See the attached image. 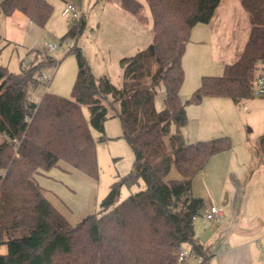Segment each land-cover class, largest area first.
<instances>
[{
    "label": "trees",
    "instance_id": "16d2710c",
    "mask_svg": "<svg viewBox=\"0 0 264 264\" xmlns=\"http://www.w3.org/2000/svg\"><path fill=\"white\" fill-rule=\"evenodd\" d=\"M117 1L122 10L145 20L139 2ZM145 1L152 40L119 60L118 86L106 77L94 78L77 45L84 15L73 19L62 37L73 42L68 51L77 60L71 98L45 92L37 103L30 100V91L40 86L38 75L57 64L52 56L31 50L27 56L32 60L22 61L18 73L0 65V248H6L0 264H182L178 255L185 246L206 264L208 251L193 225L205 204L192 196V181L212 156L232 144L228 137L186 144L179 129L187 123L185 104L206 97L236 104L252 98L256 65L264 60V0H240L251 27L238 60L222 76L202 77L185 103L179 90L191 30L209 23L220 0ZM0 12H19L42 28L53 7L46 0H1ZM160 83L165 108L157 111L155 87ZM114 118L133 154L131 168L111 184L93 214L72 226L47 200L34 175L63 162L97 180L96 145L106 140L104 124ZM170 122L177 129L171 135ZM172 167L181 178L166 181ZM140 181L142 190L119 201L122 187Z\"/></svg>",
    "mask_w": 264,
    "mask_h": 264
},
{
    "label": "crops",
    "instance_id": "0c3cea01",
    "mask_svg": "<svg viewBox=\"0 0 264 264\" xmlns=\"http://www.w3.org/2000/svg\"><path fill=\"white\" fill-rule=\"evenodd\" d=\"M46 1L51 4L48 0ZM97 8L101 12L103 25L107 26L109 21L113 20V26L109 31L102 28L101 32L98 30L92 34L97 53L100 52L103 59L111 50L114 55L113 59L119 62L121 58L130 57L151 43V13L150 15L143 14L145 20L141 22L135 16L122 10L118 3H102ZM18 13H13L10 18L17 16L15 19H18ZM248 21V14L242 8L240 0H220L209 23L198 24L192 28L189 42L182 57L184 81L179 90L181 101H183L182 99L187 101L200 87L202 77L208 75L212 77L222 76L224 68L238 60L249 35ZM17 22L25 25L22 19L17 20ZM109 36L112 37V41ZM100 39H103L102 47ZM36 51L42 54L48 53L44 47ZM205 53L208 59L203 58ZM30 57L27 59L28 61L32 58ZM187 64H189L188 70L186 68ZM202 69L204 72H202ZM261 74H264V60L257 63L254 76ZM189 77L192 78L191 83H188ZM120 81L121 70L118 79L112 82L115 86H118ZM185 111L188 121L192 120L195 124L187 127L188 123H186L183 128H180V134L186 144L204 141L212 137L218 138V136L223 135L217 131L219 128L234 131L244 124L251 126L252 143H247V146L249 144L251 157L244 160L242 175L235 180L234 187L229 190L227 186L222 188V191L228 190L224 194L226 199L222 198V194L218 199L215 197L212 199L213 205L211 207H215L217 202L222 199L221 204L224 209H218L220 216L208 220L202 215L200 219L197 217L194 219L193 225L196 239L203 247L207 248L208 260L206 264H264V99L252 97L236 104L228 98L206 97L198 104H185ZM111 122L106 121L104 124L106 140L102 142V145L96 146L98 166V151L101 146L108 144L107 146H111V150L114 145L125 146L122 139H120L122 132L113 129V125H110ZM176 130L175 124L170 122L167 127L168 134H174ZM258 138L259 141L255 142V139ZM230 152L231 149L212 156L206 166L212 164L211 162L221 164L230 161V155H226ZM113 155L114 158L116 156L115 159H121L116 152ZM128 156L130 157L129 164L124 165L125 168L119 177L126 175L131 168L133 154L131 153ZM60 163L55 167L60 169L57 174L60 178L66 177L71 180V177L83 179L81 176H86L78 170L74 171L79 172L78 175H74L72 171L75 170L74 168L61 167ZM55 168L49 170L50 172H37L34 175V180L42 188L47 200L62 215L61 204L56 202L55 205L46 195L45 190L47 189L45 186H41L45 185L43 182L49 180L52 175L51 172ZM43 173H47V175L44 176ZM104 180V186L107 188L102 195L107 194L116 178L109 176L105 177ZM97 185H100V182H97ZM100 201L99 196H97L95 211ZM183 248L189 251L187 259L194 257L197 259V264H201L202 258L191 253L189 247L185 246Z\"/></svg>",
    "mask_w": 264,
    "mask_h": 264
},
{
    "label": "rangeland",
    "instance_id": "374dc122",
    "mask_svg": "<svg viewBox=\"0 0 264 264\" xmlns=\"http://www.w3.org/2000/svg\"><path fill=\"white\" fill-rule=\"evenodd\" d=\"M48 1L53 6V12L46 25L42 28L30 22L23 14L18 13V19H15L17 16H15L14 18H10V16H5L0 12V65L7 68L9 72L18 73L20 72V63L22 61L24 62V64L28 62L27 59L30 56L27 58L26 56L30 50L36 51L41 48L43 49V47L45 48V46L48 44H54L56 45V50L49 51L46 54L57 59V64L55 67H50L44 71L48 75L50 81L48 83H40V86L34 92V96L37 101L39 97L45 92L63 98H71L72 86L74 84L77 73V60L75 55L68 51L73 42L71 40H62V37L67 32L68 26L73 21V18L69 15H62V10L66 4H74L79 9H81L82 14L86 17V26L77 42V45L81 48L86 62L92 72V75L97 79L106 77L111 82L117 80L118 76L120 75L119 62L113 59L114 55L111 50L106 54L107 56L104 59L103 55L100 52L97 53V48L92 39V34L97 32L98 30H100L99 32H101L102 28H105L109 31L111 29V26H113V20H110L107 26L103 25V21L101 22V12H99V9L97 8L98 5L109 2L113 4L118 3V1ZM136 1L143 6L144 9L142 13L145 15H150V11L146 1ZM19 19H22L25 25L18 23L17 20ZM249 27H251L250 23ZM102 38L104 39V37ZM103 39H100L101 47L103 45ZM109 39L112 41L111 36H109ZM203 58L208 59L206 53L203 55ZM31 60L32 58L30 59V61ZM186 68L188 70L189 64L186 65ZM202 72H204L203 69ZM191 81L192 78L189 77L188 83H191ZM164 95L165 94L163 86L160 83L155 87L154 101L157 111H162L165 108ZM182 100L184 101V99ZM184 102H186V100ZM82 112L84 117L88 119V111L86 107L82 108ZM107 121H112L110 125H113V129L122 132L120 122L117 118ZM187 123V127L195 125L192 120L188 121L187 119ZM251 129L252 128L250 125L244 124L236 128L234 131L227 128H219L217 130L220 134H223L222 136L218 137H228L231 141V152L230 154H226L230 155V161H225L221 164L211 162L212 164L206 166L193 178L191 194L193 197L201 198L205 204V208L207 207V209L204 208V210L200 212V214L197 216L198 219L201 218L200 216L205 215L213 205V197L218 199L222 194L221 196L223 198L224 194L227 193V191L231 187H234L235 180L239 179L242 175V171L244 169L243 162L247 158L251 157V152L249 149V144L252 143L253 138L252 132L250 131ZM92 133L93 137L97 138L98 134L94 131ZM105 136L106 135L104 134V137ZM214 138L216 137H212L207 140H211ZM1 141L2 139L0 138V142ZM122 141L125 146L121 147L118 145H114L112 148L113 151L111 150V146H107L108 144H105L99 148V166L97 180H94L87 176H81L85 180L76 179V177H71V180H69L65 176V178H60V176L57 175L60 169L55 168L51 172L52 175L50 176L49 180L43 182L45 185H41L45 186V188L47 189L45 190L46 195L50 198V200L53 201L55 205L56 202L61 204L62 207H60V210H62V215L72 226L77 225L86 216L95 212V201L97 196H99V200H102L107 195L106 193L102 195L103 191L105 192L107 188L106 186H104L105 177L110 176L111 178H116V180H118V178H120L119 176L121 172L125 168L124 165L129 164L128 162L130 157L128 155H130L132 152L126 141L124 139H122ZM258 141L259 138L255 139V142ZM247 143H249L248 146ZM98 145H102V142L97 143L96 146ZM125 147H127V149H125ZM109 150L111 152L110 154ZM114 152L119 154V156H117L121 159H115L116 156L115 158L113 157ZM60 164L61 167L66 166L68 167V169L70 167L63 162H61ZM70 168L72 169V167ZM72 171L74 175H78L77 173H79L74 172L76 170ZM43 174L44 176L47 175V173ZM180 178L181 176L179 175V173L174 167H172L165 180H178ZM97 182H100V185H97ZM224 186H227L228 190L222 191V188H224ZM143 188L144 183L142 181H140L138 185L132 186L131 188L122 187L120 190L119 201L124 200L130 194H134L139 190H142ZM221 203L222 199L217 202V204L215 203V207L217 209H224ZM5 252V246L1 247L0 254H4Z\"/></svg>",
    "mask_w": 264,
    "mask_h": 264
},
{
    "label": "built area",
    "instance_id": "2783aa9c",
    "mask_svg": "<svg viewBox=\"0 0 264 264\" xmlns=\"http://www.w3.org/2000/svg\"><path fill=\"white\" fill-rule=\"evenodd\" d=\"M62 15H69L73 19H78L82 15V12L81 9H79L74 4H66L62 10ZM45 50L47 52L56 50V45L48 44L45 46ZM37 80L40 83H48L50 81L48 75L45 72H42L40 75H38ZM33 92L34 91H30V100L34 103H37V100L35 99V97H33L34 96ZM251 96L255 98L264 99V74H261L254 78L252 84ZM219 216H220V211L215 207H210V209L204 215V218L209 220ZM188 256H189V251H187L184 248H181L178 255V262L182 264H197L196 258L191 257L190 259H187Z\"/></svg>",
    "mask_w": 264,
    "mask_h": 264
},
{
    "label": "water",
    "instance_id": "95a60500",
    "mask_svg": "<svg viewBox=\"0 0 264 264\" xmlns=\"http://www.w3.org/2000/svg\"><path fill=\"white\" fill-rule=\"evenodd\" d=\"M226 199V197H224ZM224 205V204H223Z\"/></svg>",
    "mask_w": 264,
    "mask_h": 264
}]
</instances>
